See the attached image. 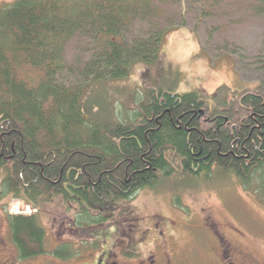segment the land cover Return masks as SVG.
<instances>
[{
    "label": "trees",
    "instance_id": "1",
    "mask_svg": "<svg viewBox=\"0 0 264 264\" xmlns=\"http://www.w3.org/2000/svg\"><path fill=\"white\" fill-rule=\"evenodd\" d=\"M191 13L199 21L264 19V0L0 6V194L38 211L56 200L75 208L73 226L90 243L99 242L96 230L109 224L116 205L161 180L210 179L215 169L264 199V55L254 90L222 87L211 99L201 90H152L136 98L133 114L118 118L99 95L100 85L127 78L137 64L158 63L169 33L188 27ZM76 38L85 41L87 60L71 66L67 51ZM8 224L21 260L48 254L36 214L9 215ZM62 253L76 252L63 245L52 255Z\"/></svg>",
    "mask_w": 264,
    "mask_h": 264
},
{
    "label": "rangeland",
    "instance_id": "2",
    "mask_svg": "<svg viewBox=\"0 0 264 264\" xmlns=\"http://www.w3.org/2000/svg\"><path fill=\"white\" fill-rule=\"evenodd\" d=\"M16 1L0 0V6ZM187 19L188 27L169 33L158 63L137 64L127 78L99 86V95L107 97L117 118L121 113L133 114L129 110L136 108V98L146 100L152 90H201L211 99L222 87L242 92L258 85L255 65L264 55V19L240 20L229 15L199 21L195 13L188 14ZM83 42L76 38L69 45L67 60L71 66L87 60L80 50ZM225 43L231 44L229 54L217 55ZM116 206L109 224L96 230L103 233L99 244L106 245L104 250L113 236L114 243L119 244L126 229L146 227L152 217L160 216L177 225L175 251L186 258L185 264L218 263V258L213 260L215 232L238 249L245 260L238 264H264V199L245 190L232 174L213 169L210 179L161 180L155 188L142 189ZM18 214H36L46 232L48 254L44 258H19L8 224V216ZM75 216V208L68 209L59 200L38 211L11 195L0 194V264H49L54 260V250L63 245L75 252L97 248L84 241L87 231L73 226Z\"/></svg>",
    "mask_w": 264,
    "mask_h": 264
},
{
    "label": "flooded vegetation",
    "instance_id": "3",
    "mask_svg": "<svg viewBox=\"0 0 264 264\" xmlns=\"http://www.w3.org/2000/svg\"><path fill=\"white\" fill-rule=\"evenodd\" d=\"M177 225L167 218L152 217L150 225L141 227L136 225L124 232V238L119 244L114 243V236L106 246L91 242L97 246L85 251H78L74 255H52L49 264H185L184 256L175 251L177 248ZM215 246L213 260L218 258L219 264H238L245 262L236 247L227 244L218 233H214ZM99 246V247H98ZM184 254V253H183ZM46 256V255H45ZM45 256H40L44 258ZM40 257L31 259H39ZM21 260V261H31ZM217 263V264H218ZM6 264V263H3ZM15 264V263H11ZM17 264V261H16Z\"/></svg>",
    "mask_w": 264,
    "mask_h": 264
},
{
    "label": "built area",
    "instance_id": "4",
    "mask_svg": "<svg viewBox=\"0 0 264 264\" xmlns=\"http://www.w3.org/2000/svg\"><path fill=\"white\" fill-rule=\"evenodd\" d=\"M12 213H14V211Z\"/></svg>",
    "mask_w": 264,
    "mask_h": 264
}]
</instances>
